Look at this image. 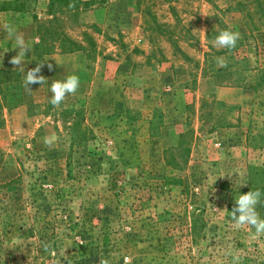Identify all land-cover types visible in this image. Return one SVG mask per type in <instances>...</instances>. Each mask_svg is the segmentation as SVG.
Instances as JSON below:
<instances>
[{"label": "rangeland", "instance_id": "obj_1", "mask_svg": "<svg viewBox=\"0 0 264 264\" xmlns=\"http://www.w3.org/2000/svg\"><path fill=\"white\" fill-rule=\"evenodd\" d=\"M256 189L264 0H0V264H264L230 213Z\"/></svg>", "mask_w": 264, "mask_h": 264}, {"label": "clouds", "instance_id": "obj_2", "mask_svg": "<svg viewBox=\"0 0 264 264\" xmlns=\"http://www.w3.org/2000/svg\"><path fill=\"white\" fill-rule=\"evenodd\" d=\"M8 33V37H12L15 30L11 25H5ZM240 39V33L231 30V28H225L215 36L211 44L217 49H233L236 47L237 41ZM19 49L16 56L12 57L10 63L18 66L23 71L22 64L26 52L30 47L25 43L22 35L16 34L14 40L13 49ZM226 66V65H224ZM42 64H37L33 69L26 72L23 86L26 90H31L30 85L32 84H44L45 77L38 75L41 71ZM51 67V65H49ZM80 86V78L76 74H70L65 77L64 80H55L52 82L50 91L52 96L49 103L54 107L58 108L68 95H75ZM56 140L55 135L51 137L46 136L44 138L45 144L51 146ZM264 204V193L260 189L250 190L245 194H241L235 199V206L231 210L232 227L236 230H249L254 229V233H250L252 239H257L264 236V218H262L257 211V206ZM99 264H109L107 259L102 258ZM233 264H240V256L236 254L233 259Z\"/></svg>", "mask_w": 264, "mask_h": 264}, {"label": "trees", "instance_id": "obj_3", "mask_svg": "<svg viewBox=\"0 0 264 264\" xmlns=\"http://www.w3.org/2000/svg\"><path fill=\"white\" fill-rule=\"evenodd\" d=\"M54 2H63L64 0H53ZM2 73V72H1Z\"/></svg>", "mask_w": 264, "mask_h": 264}]
</instances>
